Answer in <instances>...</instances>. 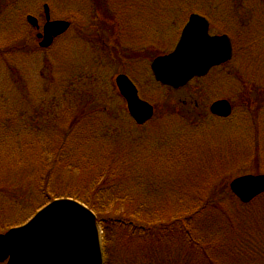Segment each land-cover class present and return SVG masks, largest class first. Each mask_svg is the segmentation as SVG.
I'll use <instances>...</instances> for the list:
<instances>
[{"label": "rangeland", "instance_id": "rangeland-1", "mask_svg": "<svg viewBox=\"0 0 264 264\" xmlns=\"http://www.w3.org/2000/svg\"><path fill=\"white\" fill-rule=\"evenodd\" d=\"M107 1L111 9L105 10L103 0L101 14L92 0H0V230L22 223L44 205L46 187L65 194L66 187L105 171L102 166L112 150H98L96 142L113 144L112 136L130 148L136 145L138 166L140 157L147 162L142 169L152 185L146 184L157 187L151 193L153 211L202 205L218 175L264 174V0ZM44 4L52 19L71 22L68 32L46 49L39 46V31L26 20L28 15L37 17L42 30ZM194 12L211 20L212 33H228L234 42L233 60L208 76L179 89L164 87L152 77L147 59L121 51L123 44L136 47L151 41L154 54L171 50ZM138 23L137 33L129 32ZM143 24L150 31L154 27L151 37H143ZM123 30L128 42L121 39ZM123 72L138 81L140 93L156 108L145 125L133 121L115 85ZM222 98L234 106L229 118L209 111ZM76 118L92 141L82 148L69 146V154L60 160L67 152L63 155L60 149V132ZM24 120L35 140L27 148L19 137L12 151L10 143L23 130ZM155 152L165 165H157ZM96 155L100 162H92ZM47 174L50 180L40 182ZM113 192L108 189L104 199L110 201ZM226 204L227 214L209 207L196 215L193 233L208 234L213 263L264 264L251 255L264 252V195L245 206ZM111 248L116 251L111 249L112 264L126 259ZM147 254L143 249L134 256ZM244 254L249 257L239 258ZM193 259L186 247V253L168 264H206Z\"/></svg>", "mask_w": 264, "mask_h": 264}, {"label": "trees", "instance_id": "trees-1", "mask_svg": "<svg viewBox=\"0 0 264 264\" xmlns=\"http://www.w3.org/2000/svg\"><path fill=\"white\" fill-rule=\"evenodd\" d=\"M92 1L97 12L103 14L104 6L101 4L103 0ZM105 2L108 5H105V10L108 11L111 9V5L109 1L105 0ZM250 89L247 86L248 92ZM24 117L25 114L23 115V119ZM256 119V116L252 117V121L255 124L257 123ZM23 123V130L19 133L16 132L15 139L10 143L12 151H15L16 140L19 137L27 141V148L35 140L30 134V131H27L29 130V127L27 128L28 120H24ZM10 125V127H15L14 129H16L15 122H11ZM54 130L56 131L57 129L55 128ZM60 133L62 136L61 141L58 142L62 146L60 149H63V155L67 151L64 156L61 155L60 160L69 154V146L74 145V147L82 148L90 145L89 142L92 141L90 138L91 133H88V128L85 129V126L78 124V118L66 127L64 126L63 132ZM111 139L114 140L113 144L110 140L108 142L105 140H97L96 142L98 150L104 152L108 149L112 150L108 163L102 166L105 171H98L100 174L96 178L88 177L87 180H82L83 182L79 183V186L72 185L71 187H66L68 192H65V194L61 193L62 189L59 191L56 189V192L51 193L47 187L46 190L44 189L45 194L57 196L60 193V195L65 197L75 198L91 207L98 214L104 231L103 245L106 264H112L113 262L110 257L111 246L120 252V254L117 253V256L120 255L126 258H122L121 263L115 264L173 263V260H176L179 254H182V252L186 253V247L191 257L196 258L195 260L193 259L194 263L199 261V263L218 264L213 263L209 255L211 242L208 241V236L206 237L208 234L197 233L195 235L191 228L194 223V217L202 213L206 208H220L221 211L227 214L225 210L228 204L226 203L237 207L240 205H249L242 204L231 192L229 181L233 177V174L231 176H229V173L218 175L216 182L209 189L208 197L202 200L205 201L202 205L199 203H192L189 206H187L188 204L178 206L170 205L168 209H160L157 207L153 211L156 205L151 204V193L155 192L157 187L155 186L153 188V186L146 184L148 182L152 185L147 180V176L142 169V165H148L147 162L140 157V165L138 166L136 164L135 144H133V148H130V144L127 141H119L116 136H112ZM155 155L156 162L159 161L157 165H165L163 160L157 158L156 152ZM100 156L102 157V154ZM101 160L96 155L92 162H100ZM47 180H50L48 174L44 176L43 180L40 181L38 179V181L43 183H46ZM83 184L84 186H82ZM107 185L109 186L106 191L103 190ZM108 189L114 191L112 193L113 198L110 201L104 199L105 192ZM104 202L108 203V205ZM108 208L111 210L110 213H108ZM116 230H124L125 233L115 235ZM143 249L148 250V253L151 254L143 255L142 258L134 256L142 253ZM132 251H136L134 255H131ZM262 254L264 255V252H258L257 255L252 253L251 255L257 260H264V256H261ZM243 257H249V255L244 254L239 258ZM244 262L246 261L227 264H249Z\"/></svg>", "mask_w": 264, "mask_h": 264}, {"label": "water", "instance_id": "water-1", "mask_svg": "<svg viewBox=\"0 0 264 264\" xmlns=\"http://www.w3.org/2000/svg\"><path fill=\"white\" fill-rule=\"evenodd\" d=\"M46 23L40 46L49 47L55 37L70 27V22L51 20L45 5ZM28 22L39 28L38 19ZM207 18L191 14L175 50L157 57L152 70L157 81L179 88L195 77L205 76L214 66L233 56L228 35H211ZM119 91L127 102L131 117L144 124L154 114V107L140 98L138 89L124 74L116 78ZM213 114L228 117L232 106L226 99L215 101ZM231 190L242 202H250L264 192V174L244 175L233 179ZM8 264H104V254L97 216L86 205L73 199H58L42 208L28 223L0 234V261Z\"/></svg>", "mask_w": 264, "mask_h": 264}, {"label": "flooded vegetation", "instance_id": "flooded-vegetation-1", "mask_svg": "<svg viewBox=\"0 0 264 264\" xmlns=\"http://www.w3.org/2000/svg\"><path fill=\"white\" fill-rule=\"evenodd\" d=\"M140 25L141 24H139V23L136 24V26L132 29V33H137V29L139 28ZM151 27H152V30H153L154 27L153 26H151ZM143 28H145L143 30V32L145 34L143 35V32L141 33L143 35V37L144 36L151 37L153 35L154 30L153 31L151 30L152 31V33H151L150 29L148 28V25L143 24ZM150 33H151V35H150ZM181 33H182V31H181ZM131 39H132V36H131ZM143 40H145V39H143ZM123 46H126V50H125L124 53H127L128 54L129 52H131L134 56L143 57L141 59H147V61L150 62V65H151V62L153 61V59L156 58L158 55H160V53L154 54L155 53V51H154L155 50V44L152 43V41L151 42H147V45H140V46H136V47H134V46L132 47L130 44H128V45H124L123 44ZM175 46H173L171 48V50L168 49V51H165L164 53H169V52L173 51V49L175 48ZM6 232H7L6 229L0 230V234L1 233H6ZM0 264H6V263H0Z\"/></svg>", "mask_w": 264, "mask_h": 264}]
</instances>
